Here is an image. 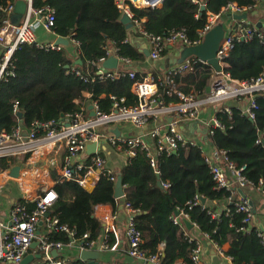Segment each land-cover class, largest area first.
Returning <instances> with one entry per match:
<instances>
[{
  "label": "trees",
  "instance_id": "trees-1",
  "mask_svg": "<svg viewBox=\"0 0 264 264\" xmlns=\"http://www.w3.org/2000/svg\"><path fill=\"white\" fill-rule=\"evenodd\" d=\"M15 1L0 0V5ZM202 1L204 11H200L201 5H194L189 0H163L160 8H132V12L136 18L145 19L141 25L152 35L162 36L171 29H184L188 39L195 41L197 31L206 23L207 13H221L229 3L238 7L254 4L253 0ZM33 5L54 9V34L71 36L77 43L78 59L75 63L70 57V42L61 51L45 50L34 44L20 45L0 78V130L10 133L20 125L27 131L34 128L35 123H44L81 109L88 115L87 105L93 102L97 103L100 113L108 114L114 103L111 97L123 98L125 106L137 104V96L131 91L133 79L84 81L71 70L74 68L86 77L93 75L95 69L90 62L105 55L103 47L108 40L114 41L119 56L131 62L145 59L144 54L127 41L128 31L121 22L122 14L115 0H33ZM4 18L1 14L0 26ZM188 60L192 61V69L182 75H172V79L182 94L196 101L202 100L207 96L206 87L214 78V70L195 56ZM226 60L228 67L224 72L232 79L247 81L258 77L264 68V28L257 27L250 41L235 42ZM143 75L136 73V79H142ZM151 76L157 78L154 73ZM169 88L168 85L160 87L164 103H182L176 94L166 93ZM247 99L248 95L242 98ZM254 103L253 119L244 115L232 99L217 105L214 117L223 128H214L207 137L213 148L225 151L228 160L237 168L244 166L243 174L252 186L257 187L258 181L264 180V97L255 95ZM226 105L230 114L224 110ZM134 151L118 172L122 180V197L114 196V182L103 170L93 190L86 191L77 181L78 174L85 175L87 168H84L73 173L71 179L62 183L58 181L53 186L57 198L47 217L56 218L59 224L74 229L79 241L84 234H88L89 240L98 241L103 236L104 226L94 216L95 207L109 205L116 214L122 203H129L135 211L134 225L141 232L140 250L146 257H157L158 264H189L195 242L189 243L188 236H192L190 232L194 228L185 226L184 231L171 220L177 209H183L199 233L207 234L219 247L229 243L225 254L233 264H264V246L255 229L239 230L244 227L243 215L235 212L233 204L227 203L229 212L222 211L216 218L212 217L211 214L218 210L212 203H223L233 194L216 186L199 146L190 141L179 144L175 152L158 155L155 167L151 166L145 151L139 148ZM27 156L29 154L0 158V170L7 171L19 162L25 163ZM156 174L161 183H169L168 188L157 185ZM195 196L205 198L208 203L204 207L198 204L188 206ZM233 199H236L235 193ZM17 202L28 212L36 206L34 201L20 199ZM105 235L111 247L113 236L111 232ZM47 236L53 242L66 244L69 241L66 234L51 228Z\"/></svg>",
  "mask_w": 264,
  "mask_h": 264
},
{
  "label": "built area",
  "instance_id": "built-area-1",
  "mask_svg": "<svg viewBox=\"0 0 264 264\" xmlns=\"http://www.w3.org/2000/svg\"><path fill=\"white\" fill-rule=\"evenodd\" d=\"M194 5H204L202 0H189ZM254 4L249 7H238L235 3L227 4L221 13L213 14L207 13V20L203 28L197 31V40L190 41L184 29H171L162 36L152 35L145 31L142 27V19L134 16L132 8L135 9H156L162 6L163 0H115V4L122 16L126 15L134 26L136 32L145 38L149 43V58L157 60L163 52L169 47L180 43L182 46H193L200 44L208 31H210L218 23L221 14L223 15H240L246 14L247 11L254 9L260 4H264L263 0H253ZM16 2V1H15ZM15 2H10L6 5H0V15H4L0 26V46L2 53L0 56V78L6 72L14 51L23 44H34L45 50L61 51L62 44L55 45L53 43H41L37 40L35 31L41 26L47 33L54 34L53 27L55 23L54 9L49 6L36 8L33 5V0H23L26 4V9L23 17L17 25L12 24L11 16L14 13ZM231 24L228 25L225 35L221 40L216 58L221 67L219 72L214 69V78L210 86V91L206 99L193 100L190 96H185L175 87L172 75L185 74L192 69V61L186 60L183 63L173 67L171 71L163 78H154L153 76L136 79V72L132 69L122 68V64H129L131 61L128 58L121 57L118 54L113 40H108L103 47L104 54L96 61L90 62L94 66V73L90 77H86L71 68L72 72L79 76L84 81H105L117 80L128 77L133 79L131 91L137 96L138 102L134 106L123 105L124 99H116L111 97L114 101L112 110L108 113H100L96 102L92 103V111L94 116L87 115L83 109L78 112L61 115L56 119L44 123H35V127L30 130H23L20 125L15 127L10 133L0 130V158L9 156H22L31 154L36 156L41 151L52 148L56 144H63L65 148V156L61 170V183L72 178L73 173L79 172L84 168L92 170L97 168L99 171H105L106 175L111 181L115 183L116 176L106 167L104 158L96 151L92 155L86 154V146L91 143L107 144L119 149H123L129 158L134 155V149L139 148L146 152L149 162L152 167L156 165V157L162 153L170 154L179 146V144H186L188 140L178 131V123L186 119H199V107L206 103H216L225 99H232L240 102L244 95H248V103L239 108L248 118H254V96L261 95L264 97V68L258 77L247 80L237 81L224 72L228 67L227 58L235 44L238 41H250L257 30V23L245 22L229 17ZM260 27L264 28V19L260 22ZM55 35V34H54ZM57 36V35H56ZM261 37L260 35H258ZM58 37V36H57ZM67 40L75 41L69 37H63ZM77 44V43H75ZM115 57L118 60L116 69H104L102 63L108 57ZM199 60V59H198ZM202 62L201 60H199ZM206 64L205 62H202ZM12 75L13 72H10ZM168 85L170 88L166 91L168 95L176 94L182 103L165 104L163 100V93L160 90L161 86ZM234 98V99H233ZM225 112L230 114L229 108L226 105ZM174 114L172 120L168 123L165 135L159 136L158 128L153 131V136L157 137L154 146H149L141 136L122 137L116 136L114 133H102L99 129L103 126H114L122 122H130L135 127L145 126L150 118H155L161 115ZM207 132L212 133L214 128H223V125L218 122L215 117H212L205 122ZM25 133V135H24ZM41 133L40 136L37 134ZM191 142V141H190ZM196 145L195 143L191 142ZM89 156V158H88ZM88 158V159H87ZM205 163L212 175V178L218 188H224L231 191L234 197L238 190L247 186L255 189H261L264 193V180L258 181L257 187L252 186L246 176L243 174L245 167L237 168V166L228 160L227 154L222 149L214 148L211 153L204 154ZM86 171V173H87ZM36 173V172H35ZM85 173V174H86ZM85 176V175H84ZM84 176L77 175V181L80 185L84 184ZM163 188H168L169 183H161ZM1 188V187H0ZM234 192V193H233ZM229 197L227 201L234 206L236 213L242 214V223L244 227L239 230L246 232L251 228L255 229L256 236L260 239L264 246V230L252 225V220L255 216L252 205L249 201L242 197L240 199H233ZM57 194L54 189H45L37 199L34 200L35 209L28 212L26 207L18 202L14 203L10 210L9 223H4L0 218V259L7 262L19 263L25 257L28 249L34 241L38 242V249L40 258L34 261L33 264H71L69 259L59 255L64 249L76 248L81 250H98L104 252L110 247L108 246L106 235L108 231L103 234L98 241L89 240L88 234H84L79 241L75 237L74 229L68 227L66 224H59L56 218L49 219L46 214L52 204L55 202ZM201 198L195 196L188 206L201 205ZM107 205H100L95 207L94 216L99 219L104 225V228L109 230L112 222L115 220V214L108 210H97L98 207H105ZM124 209L127 214V254L129 257L147 264H158L157 257L147 258L145 253L140 250L141 232L135 227L133 217L135 211L131 209L129 203L124 204ZM222 211L229 212L230 209L225 205L221 209L212 213V217L220 215ZM178 215H173L171 220L173 224L179 225L185 231L184 220H189L187 213L183 209H177ZM46 220L48 227L56 232H62L67 235L69 241L66 244L61 242L49 241L47 235H37L39 225L42 220ZM191 223V222H190ZM194 229L197 226L191 223ZM198 230V229H197ZM201 237L209 240L215 249L220 251L221 247L217 246L209 239L207 234L200 233ZM188 242H195V246L190 255L189 264H202L201 253L202 246L200 240L194 236H188ZM53 251L57 254L53 255ZM231 264V258L226 257ZM77 264H90L85 261H75ZM177 264V263H176ZM187 264V263H178Z\"/></svg>",
  "mask_w": 264,
  "mask_h": 264
},
{
  "label": "crops",
  "instance_id": "crops-1",
  "mask_svg": "<svg viewBox=\"0 0 264 264\" xmlns=\"http://www.w3.org/2000/svg\"><path fill=\"white\" fill-rule=\"evenodd\" d=\"M246 15L247 18L241 20L243 21V23H241L242 25L247 22L246 20L252 23L263 21L264 4L256 6L251 13L246 12ZM142 20L144 22L145 19ZM231 22L232 20L230 21L228 16H221L216 25H221L224 31H226L228 25L235 24ZM126 29L128 31L127 41L133 44L139 52H142L145 59L142 62H131L125 65L122 64V68L132 69L136 73L144 74V77H149L152 73H154L157 78H163L173 67L190 58L187 57L180 60L182 50L185 46L178 43L174 46H169L160 58L154 61L149 58V56L145 55V52L149 54L148 41L136 32L134 26ZM35 34L37 40L41 43H53L57 38L56 35L47 33L41 26L36 29ZM70 43L71 44L68 46L70 57H72V60H75L76 63L78 59V47L72 42V40ZM1 53L2 49L0 46V56ZM118 67L120 68L121 66L119 65ZM210 86L211 84L209 82L206 87V94L209 93ZM86 96L88 95L86 94ZM234 102L237 104L238 108H243L248 103V100ZM90 106H92V103L87 105L89 115ZM215 108L216 106H212L211 108L206 107V105L202 106L198 111L199 119H186L178 123V131L188 141H191L199 146L203 154H209L214 149L209 143L205 122L214 117ZM173 116L174 114H168L150 118L148 123L143 127H135L130 122H122L117 126L115 125L114 128L113 126H103L99 129V131L102 133H110L112 130L117 128L122 137L141 136L149 146L153 147L157 138L153 136V131L158 128L159 136L163 137L165 135L167 125ZM65 153L63 144H56L52 148L41 151L36 156L29 154V156L26 157L25 163L19 162V165H14L7 171L0 170V218L4 223H9L11 207L18 200L24 199L33 202L45 189H53V186L58 181L61 182V170ZM98 153H101L105 160L106 167L109 168L116 177L119 170H121V168H123L129 160L128 155L123 149L121 150L107 144H103ZM100 172L101 171L97 168L87 171L84 176V184L82 185L86 191L90 192L93 190L98 182ZM242 197L249 201L255 212L252 225L264 230V193L261 189H255L247 186L241 190V193L237 192L235 195L236 199H240ZM227 203L229 202L225 201L219 204L214 202L212 205L221 209L227 205ZM97 210H108L113 212L109 205L105 207H98ZM126 226L127 214L124 209V203H122L120 206V212L115 214V220L112 222L110 229L107 230L104 228V231L102 232L103 234H105L106 231L111 232L114 241L108 250L100 252L98 257L99 264H142V262L129 257L127 254L128 244ZM48 231L49 228L47 222L42 220L39 225L37 235H47ZM190 233L192 236L200 240V244L202 246V264H231L225 254L230 247L228 242L224 243L220 248L221 250L218 251L209 240L201 237L197 229H193ZM29 254L40 255L38 246L32 248L29 247L25 256ZM79 254L80 251L78 249L71 248L62 250L59 255L68 258L71 264L72 262L77 264L78 262L75 261L79 260ZM36 260L37 259L34 261ZM0 264H20V262L12 263L0 259Z\"/></svg>",
  "mask_w": 264,
  "mask_h": 264
},
{
  "label": "water",
  "instance_id": "water-1",
  "mask_svg": "<svg viewBox=\"0 0 264 264\" xmlns=\"http://www.w3.org/2000/svg\"><path fill=\"white\" fill-rule=\"evenodd\" d=\"M25 9H26V4L23 2V0H16L14 5V13L11 16L12 24L17 25L19 23V21L21 20V18L25 13ZM204 10H205V6L204 5L200 6V11H204ZM13 17H15L14 21H12ZM228 17H232L233 19H237V20H244L247 18V15L246 14L228 15ZM121 22L126 26V28H130L132 26L130 19L126 15L121 16ZM260 25H261L260 22L256 24L257 27H260ZM224 35H225V31L221 25L214 26L210 31L207 32L203 41L200 44L185 47L182 50L180 60L187 57L195 56L202 62L208 64L216 72H219L221 70V67L218 64V60L216 58V52ZM54 44L55 45L62 44L63 46H66L68 45V40L66 38H62L61 36H58L54 41ZM145 55L149 56L147 52H145ZM78 63H80V60H78ZM117 66H118V60L113 56L108 57L102 63V68L104 69H116ZM66 68H68V66H66ZM89 110H90V116H94L95 114L92 111V106L89 107ZM18 116H20V114H18ZM112 133H114L116 136H120V132L117 128L112 130ZM102 145H103L102 142L88 144L86 146V154L87 155L94 154L96 151L100 150ZM156 177H157V185L159 187H162L159 175L156 174ZM238 192L241 193V190H238ZM114 196L116 198H120L123 196L122 180L119 174L117 175L116 181L114 183ZM207 203L208 201L202 197L201 204H207ZM175 215H178V213L176 212ZM47 216L48 214H46V217ZM184 223L187 228L189 229L192 228V224L190 223V221L184 220ZM37 246H38L37 241L31 243L30 245L31 248ZM52 253L53 255L57 254L55 251H53ZM99 254L100 252L98 250H81L79 254V260L88 262L90 264H99L98 263ZM39 258H40L39 254L36 255L29 254L22 259L20 264H29L33 262L35 259H39Z\"/></svg>",
  "mask_w": 264,
  "mask_h": 264
},
{
  "label": "rangeland",
  "instance_id": "rangeland-1",
  "mask_svg": "<svg viewBox=\"0 0 264 264\" xmlns=\"http://www.w3.org/2000/svg\"><path fill=\"white\" fill-rule=\"evenodd\" d=\"M249 19V18H248ZM15 20V17H13V19H12V21H14ZM250 20V19H249ZM246 21H248V20H246ZM70 42V40H68V43ZM212 82H210V84H211ZM204 99H206V97L204 98ZM234 99V98H233ZM194 100V99H193ZM226 100H229V99H225V100H221V101H218V102H216V103H211V104H209V103H206V104H202L200 107H202V106H205L206 105V107H209V108H211L212 106H217V105H222L224 102H226ZM200 101V100H199ZM199 107V108H200ZM171 120H172V118H171ZM209 133L207 132V135H208ZM242 190V189H241Z\"/></svg>",
  "mask_w": 264,
  "mask_h": 264
}]
</instances>
